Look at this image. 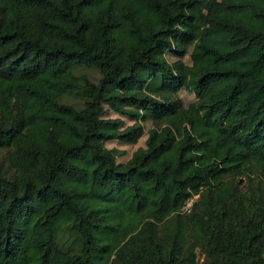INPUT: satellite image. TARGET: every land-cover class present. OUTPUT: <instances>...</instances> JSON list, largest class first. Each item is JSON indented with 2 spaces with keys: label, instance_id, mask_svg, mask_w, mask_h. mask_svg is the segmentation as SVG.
<instances>
[{
  "label": "trees",
  "instance_id": "1",
  "mask_svg": "<svg viewBox=\"0 0 264 264\" xmlns=\"http://www.w3.org/2000/svg\"><path fill=\"white\" fill-rule=\"evenodd\" d=\"M255 172L264 0H0V264H264Z\"/></svg>",
  "mask_w": 264,
  "mask_h": 264
},
{
  "label": "rangeland",
  "instance_id": "2",
  "mask_svg": "<svg viewBox=\"0 0 264 264\" xmlns=\"http://www.w3.org/2000/svg\"><path fill=\"white\" fill-rule=\"evenodd\" d=\"M166 58L169 62H173L174 60H176V58L170 54H166ZM182 60L186 64L190 63L189 56H187V55L185 57H183ZM89 76L92 79H96L97 73L96 72H89ZM176 97H179L185 106H187L191 101L194 100L193 92L186 90V89H181L176 94ZM63 101L67 102V103H73L76 106H81V102L79 101V99L64 97ZM104 116L105 117H118V114L115 113L113 110L109 109L107 106H104ZM123 119H124V125L133 124V121L129 120L128 118L124 117ZM141 126L143 128V135L138 139V141L136 143L123 144V143L116 141V140L113 142L107 143V146L110 148L115 147V148H118V149L125 151L124 154L119 155L117 157L119 162L125 163L130 158L132 152L136 148L145 146L146 134H147V131L152 127V124L150 123V120H146V121H143L141 123ZM238 179L240 182L239 187L241 188L242 191H246L248 188H252V187L254 189H256L257 187L259 188V187L264 186V182H263L264 178L258 172L248 174L247 176H241ZM197 199H198V195H196L193 198H191L190 200H188L186 205L183 207V210H186V211L189 210V208L192 205V203L194 202V200H197ZM197 258H198L199 263H202L204 260V255L199 250H197Z\"/></svg>",
  "mask_w": 264,
  "mask_h": 264
}]
</instances>
